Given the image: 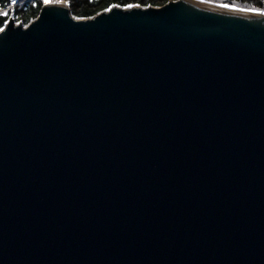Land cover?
I'll use <instances>...</instances> for the list:
<instances>
[{"label": "water", "instance_id": "95a60500", "mask_svg": "<svg viewBox=\"0 0 264 264\" xmlns=\"http://www.w3.org/2000/svg\"><path fill=\"white\" fill-rule=\"evenodd\" d=\"M220 5L12 12L0 264H264V16Z\"/></svg>", "mask_w": 264, "mask_h": 264}, {"label": "trees", "instance_id": "16d2710c", "mask_svg": "<svg viewBox=\"0 0 264 264\" xmlns=\"http://www.w3.org/2000/svg\"><path fill=\"white\" fill-rule=\"evenodd\" d=\"M76 17H90L110 8L113 5L140 4L143 6H161L171 0H66ZM206 2L229 4L244 9H264V0H203ZM42 0H20L14 7V18L17 22L30 23L35 19L43 7ZM4 10L12 13V5L3 0ZM9 15V18H10Z\"/></svg>", "mask_w": 264, "mask_h": 264}, {"label": "snow or ice", "instance_id": "6c2138e0", "mask_svg": "<svg viewBox=\"0 0 264 264\" xmlns=\"http://www.w3.org/2000/svg\"><path fill=\"white\" fill-rule=\"evenodd\" d=\"M9 5H15L18 3V0H8ZM43 4L46 7H54L56 5H60L64 3V0H42ZM223 8H229L232 7L229 4H221L220 5ZM112 7H120L119 5H113ZM126 9H135L139 8V4H127L124 5ZM106 11H111V9H106ZM252 11H255L257 14L264 16V9H252ZM9 11L4 10L3 7V0H0V36H5L8 34V32L11 30L12 21L9 19Z\"/></svg>", "mask_w": 264, "mask_h": 264}, {"label": "rangeland", "instance_id": "374dc122", "mask_svg": "<svg viewBox=\"0 0 264 264\" xmlns=\"http://www.w3.org/2000/svg\"><path fill=\"white\" fill-rule=\"evenodd\" d=\"M201 1H203V0H201ZM64 2H66V0H64Z\"/></svg>", "mask_w": 264, "mask_h": 264}]
</instances>
